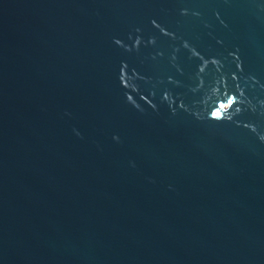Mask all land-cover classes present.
I'll list each match as a JSON object with an SVG mask.
<instances>
[{"label":"water","instance_id":"1","mask_svg":"<svg viewBox=\"0 0 264 264\" xmlns=\"http://www.w3.org/2000/svg\"><path fill=\"white\" fill-rule=\"evenodd\" d=\"M240 86L264 24L222 0H0V264H264V118L214 119Z\"/></svg>","mask_w":264,"mask_h":264},{"label":"clouds","instance_id":"2","mask_svg":"<svg viewBox=\"0 0 264 264\" xmlns=\"http://www.w3.org/2000/svg\"><path fill=\"white\" fill-rule=\"evenodd\" d=\"M222 4L227 7L228 9H236L243 17L246 15L254 16L261 24H264V0H222ZM178 14L181 17H191L198 20H203L204 12L201 10L199 6H181L178 9ZM213 15L215 16V19L219 22V24L224 28L228 29L229 24L221 17V13L219 11L213 10ZM153 25L159 29V31L164 35H169L175 38V36L169 32H167L163 27H161L159 24H156L155 21H153ZM205 27H212V25L205 22ZM141 30L139 28L135 29V32L139 33ZM131 39V36H129ZM253 43H255V33L252 35ZM150 44H155V38H150L148 41ZM114 43L118 46L125 47L126 51H131V48H128L124 46L119 39H115ZM142 43V39L140 37H137L135 39V45L136 50L138 51L139 47L138 45ZM218 43H223L222 41H218ZM182 46L190 51L193 54H196V49L192 47L187 41H183ZM179 51V49H174V52ZM239 48L235 50V52L230 53V56H235L239 63L241 64L240 57H239ZM173 59H175V56H173ZM218 63V61H215ZM207 63V61H205ZM246 82H255L251 76L245 78ZM123 86V85H122ZM240 93L238 94V98L233 99V105L229 106V108H226L221 111V114L219 117H215L214 119L217 120V122H223V121H232L237 116L242 115L244 112H250L252 114L258 115V117L264 118V101L260 102L259 105L253 103V101L246 95L245 90L240 86ZM128 97L126 96V100ZM138 111L143 112L142 109H140L138 106H134ZM74 132L77 136H80V133L74 129ZM114 140L119 142V137L114 136ZM259 143L261 145H264V136L257 138ZM254 156H256L259 159H264V154L262 153H253ZM134 166V165H133Z\"/></svg>","mask_w":264,"mask_h":264}]
</instances>
